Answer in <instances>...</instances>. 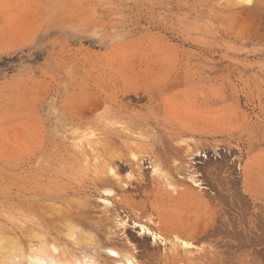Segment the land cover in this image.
Here are the masks:
<instances>
[{
  "label": "rangeland",
  "instance_id": "rangeland-1",
  "mask_svg": "<svg viewBox=\"0 0 264 264\" xmlns=\"http://www.w3.org/2000/svg\"><path fill=\"white\" fill-rule=\"evenodd\" d=\"M109 95L181 240L104 220ZM66 263L264 264V0H0V264Z\"/></svg>",
  "mask_w": 264,
  "mask_h": 264
},
{
  "label": "bare ground",
  "instance_id": "bare-ground-1",
  "mask_svg": "<svg viewBox=\"0 0 264 264\" xmlns=\"http://www.w3.org/2000/svg\"><path fill=\"white\" fill-rule=\"evenodd\" d=\"M106 102H107L106 133L103 139L102 149L105 155V159H104L105 163L103 164H106V167H107V171L105 170L107 172L106 173L107 175L104 174L106 176L105 178L104 177L103 178L105 179L106 186L108 187L109 191L106 195L107 197L106 207H107L108 214L105 216L104 220L107 222H111L113 220L112 217H113L114 212L116 210H121L122 213H125L126 218L128 220L133 221V224L137 228L140 229L143 237H145L146 235H152L153 236L152 241H155L158 238L156 235L157 233L155 232L159 231L161 234L163 233V234H166L167 236H171L175 234L174 239L181 240L182 237L187 233V231L191 229L193 230V228L189 227V223H186L184 221L181 222L182 219H180L179 224L176 223L175 221L173 222L169 221L170 212L169 210H167V208L171 205L172 202L169 199V187H168L169 185L166 184V182L168 181L166 182L160 181V180L157 181L155 178H150L149 180L147 179L142 180V179L136 178L134 181V186L133 188H131V190H134L133 192L138 193V196L136 197L138 198L142 197L143 199L142 200L139 199L137 200V202L133 201L132 199H129L128 197H124L120 201H117L115 199L117 195H122V193H124L127 189L130 188L129 186H132L131 185L132 183L129 185L123 184L122 180L117 178L118 176L117 172L119 171L122 172V170H124L126 167H131L133 169L134 166H137L138 171L140 170L139 159L135 157H134L135 159H133L132 156H131L132 159H130L126 155V153H124V151L129 152L131 150H135V151L137 150V151L142 152V148L146 146V145H142V142L145 141L146 143H149L148 147L157 148L155 155L153 157V160H150V165L153 166L155 171H157L158 169V164H156L157 160H159V162L160 161L164 162V159L167 160L168 158L167 150L170 146L173 145L172 140L170 139V137H167V136L165 137L164 132L161 129H160L159 134H153L152 136H148L146 138L147 140H144V141L143 140L140 141V139H138V137L136 138L135 136L129 137L116 126L120 125L126 119H129L130 117L127 116L126 113H123L122 105L118 102L116 103L113 102V100L110 98V95L107 96ZM139 123H140V126L144 124H149V122L142 121V120H139ZM153 123L152 125L156 126V124L155 123L153 124ZM158 132L159 130H157V133ZM137 145H140V146L138 147ZM158 149H160L159 152H158ZM116 164H117V167H115ZM102 171L104 170L102 169ZM128 177H131V176H128ZM200 183L201 182L193 181V185L196 187H200L199 186ZM95 192H96V189L92 188L91 193H95ZM147 193L152 196L151 201H149V196ZM118 215H117V218L119 219L120 216L118 217ZM152 215L156 216L155 223H154V219ZM123 222H126V221H123ZM119 223L120 225L122 224L121 222ZM125 225L127 226V223ZM123 226L124 224L122 225V227ZM112 236L114 238V235ZM72 245H75V244H72ZM76 245L79 246L78 243H76ZM182 245H185V243H183ZM77 249L78 251H81L82 247L79 246V248ZM75 250L76 249H72L68 253H63L62 255H60V258H67V256L69 257L73 255V252ZM98 254H99L98 258L102 259L103 257L102 252ZM92 255L94 254L92 253ZM108 256L111 258H117L118 254L115 252H112Z\"/></svg>",
  "mask_w": 264,
  "mask_h": 264
}]
</instances>
